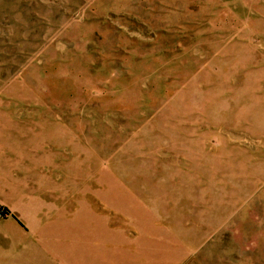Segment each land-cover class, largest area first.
<instances>
[{
  "label": "rangeland",
  "instance_id": "rangeland-1",
  "mask_svg": "<svg viewBox=\"0 0 264 264\" xmlns=\"http://www.w3.org/2000/svg\"><path fill=\"white\" fill-rule=\"evenodd\" d=\"M143 222L264 264V0H0V264H148Z\"/></svg>",
  "mask_w": 264,
  "mask_h": 264
},
{
  "label": "crops",
  "instance_id": "crops-1",
  "mask_svg": "<svg viewBox=\"0 0 264 264\" xmlns=\"http://www.w3.org/2000/svg\"><path fill=\"white\" fill-rule=\"evenodd\" d=\"M143 227L137 228V232H142V234H145V238L140 243V250H143V253L146 255H151V261L148 264H193L191 260V256L193 255V250L198 251L199 249H202L205 241H199L197 242L194 247L190 241H186L185 237H179L180 246L175 249L176 252H171L170 249H168V246L162 247L161 243H159L158 238L159 236H156L158 234H167L171 235L170 229H163L162 231L159 229H155L154 227H148L144 224H142ZM189 233V231H188ZM187 233V234H188ZM179 234H186L184 231V228L182 226H179ZM161 238V237H160ZM165 243L170 244L172 241V237H169L165 239ZM164 243V244H165ZM173 243V241H172ZM158 244V246L156 245ZM124 261L128 263L127 257L125 256ZM194 262L197 263V260ZM122 264L124 262L122 261ZM198 264V263H197Z\"/></svg>",
  "mask_w": 264,
  "mask_h": 264
},
{
  "label": "trees",
  "instance_id": "trees-1",
  "mask_svg": "<svg viewBox=\"0 0 264 264\" xmlns=\"http://www.w3.org/2000/svg\"><path fill=\"white\" fill-rule=\"evenodd\" d=\"M1 212L6 215L9 214V210L7 208L2 209Z\"/></svg>",
  "mask_w": 264,
  "mask_h": 264
}]
</instances>
